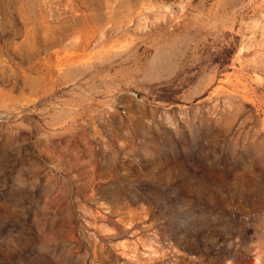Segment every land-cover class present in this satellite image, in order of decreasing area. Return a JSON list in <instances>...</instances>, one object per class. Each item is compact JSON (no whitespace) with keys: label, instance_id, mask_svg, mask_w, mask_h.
Wrapping results in <instances>:
<instances>
[{"label":"rangeland","instance_id":"1","mask_svg":"<svg viewBox=\"0 0 264 264\" xmlns=\"http://www.w3.org/2000/svg\"><path fill=\"white\" fill-rule=\"evenodd\" d=\"M0 264H264V0H0Z\"/></svg>","mask_w":264,"mask_h":264}]
</instances>
